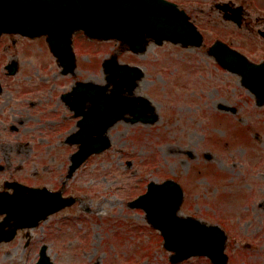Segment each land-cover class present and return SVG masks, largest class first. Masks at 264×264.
Segmentation results:
<instances>
[{
  "label": "rangeland",
  "instance_id": "rangeland-1",
  "mask_svg": "<svg viewBox=\"0 0 264 264\" xmlns=\"http://www.w3.org/2000/svg\"><path fill=\"white\" fill-rule=\"evenodd\" d=\"M167 1L185 11L202 34L200 48L167 41L150 43L142 55H135L117 42L75 33L74 76L59 77L54 58L36 44L19 74L6 76L0 67V102H61L60 94L76 81L105 83L101 63L115 54L119 63L143 71L133 96L151 102L159 116L153 125L113 126L108 132L111 147L89 158L68 182L66 192L80 202L34 234L37 246L48 229L59 232L60 242L48 250L55 264H170V253L144 212L127 206L149 182L168 179L184 193L179 215L216 224L225 232L228 264H264V105L256 106L240 77L221 69L207 53L220 40L251 62H264V39L257 33L264 25V0ZM223 2L244 7L241 28L214 9ZM6 41L0 47V65L15 61L18 52L21 64L26 53ZM220 105L235 114L220 111ZM6 252L0 251V264H34L38 257L37 250ZM178 264L211 263L193 257Z\"/></svg>",
  "mask_w": 264,
  "mask_h": 264
},
{
  "label": "water",
  "instance_id": "water-1",
  "mask_svg": "<svg viewBox=\"0 0 264 264\" xmlns=\"http://www.w3.org/2000/svg\"><path fill=\"white\" fill-rule=\"evenodd\" d=\"M176 6L167 0H0V35L17 33L30 38L45 36L50 52L63 68L62 74H68L75 69V56L71 46V38L75 32H82L89 39L103 42L115 40L134 54H142L150 41L156 45L168 41L184 48H200L203 36L185 11ZM215 8L223 12L224 19L234 22L236 26L241 25V6L231 8L224 3L216 4ZM260 34L264 37V32ZM208 54L221 68L241 77V84L254 94L257 106L264 104V63L250 62L244 55L219 40L208 48ZM12 68L9 69L10 74L15 73ZM102 68L106 75V85L78 83L62 99L66 102H113L114 108L118 105L125 106L124 112L132 116L131 123L153 124L158 120L150 102L132 98L125 104V99L120 95L125 91L132 94L137 82L143 77L139 68L118 64L116 56L105 60ZM108 84L113 87L107 95ZM136 102L140 103L139 106ZM220 109L234 113V110L226 107ZM111 116V111L105 108L99 113L98 119L102 117L109 120L108 127L121 119L115 113L113 118ZM108 127H104L98 138L85 137L80 128L75 139L79 149L71 157V171L92 154L109 149L110 141L105 135ZM21 190L27 192L28 197H24V202L30 204L21 215L8 216L22 221L13 227V232L18 228H32L38 221L75 202L70 198L62 199L59 194H50V199L46 200L43 196L44 189ZM16 194L18 193H14L15 196ZM182 201L180 186L173 180H166L159 184L150 182L146 192L128 206L144 211L146 221L163 238L164 249L171 252V264H178L195 256L206 257L212 264H227L224 231L216 225L179 216L178 208ZM30 219H34V222L27 223ZM13 234L11 233L10 238ZM45 250V247L41 249L36 264H52Z\"/></svg>",
  "mask_w": 264,
  "mask_h": 264
},
{
  "label": "flooded vegetation",
  "instance_id": "flooded-vegetation-1",
  "mask_svg": "<svg viewBox=\"0 0 264 264\" xmlns=\"http://www.w3.org/2000/svg\"><path fill=\"white\" fill-rule=\"evenodd\" d=\"M244 19L245 17L243 24H245ZM260 31H264V25L262 29L257 30V32ZM6 40L10 44H8L9 47L17 48L19 46L26 53L24 58L20 57L21 64L17 60L19 52L12 57L15 59L17 74L20 72L24 60L29 58L30 54L35 53L31 46L36 44L37 48L41 45L48 50L45 37L29 39L18 35H3L0 37V47L2 43L7 42ZM41 48L40 53L43 52V47ZM7 65L3 63L0 67L4 69ZM60 72L59 69V77L62 76ZM109 91L110 88H107L106 93ZM121 95L127 97L125 93ZM26 100L28 101L14 99L11 102H0V251L20 249L25 253L28 250H37L36 254L38 255L42 246H45L48 251L49 245L58 244L60 235L59 232L53 233L48 229L42 236V240L35 246V231L39 228L44 231L51 217L68 208L48 215L45 219L38 221L33 228H19L13 232V227L22 221L8 218V216L21 215L30 204L24 202L27 192L20 188L44 189L43 196L46 200L50 199L51 195L58 194L61 196L60 198L72 197L75 200L72 206H75L80 202V199L74 194L67 193L66 185L68 182L74 181L81 167L70 172L69 160L78 149L75 139L81 124H83L81 129H83L85 137L98 138L101 136L102 130L105 129L104 127H108L109 120L102 117L98 119L99 113L103 112L105 108L107 111H111L112 116L114 113L121 116V120L107 128L105 131L107 135L109 130L118 123L131 124L129 121L132 116L124 112L125 106L118 105L114 108L113 102H37L34 99ZM16 192L18 194L15 196ZM32 222L34 219L27 221V223ZM2 223H4L3 226ZM11 233H14L12 238H10ZM4 254L7 257L10 256L7 252Z\"/></svg>",
  "mask_w": 264,
  "mask_h": 264
}]
</instances>
